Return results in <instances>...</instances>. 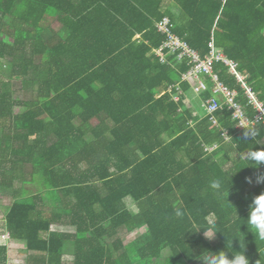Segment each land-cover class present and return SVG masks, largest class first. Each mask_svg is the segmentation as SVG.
<instances>
[{"label": "trees", "instance_id": "obj_1", "mask_svg": "<svg viewBox=\"0 0 264 264\" xmlns=\"http://www.w3.org/2000/svg\"><path fill=\"white\" fill-rule=\"evenodd\" d=\"M163 18L201 58L213 42L264 104V0H0V61L11 68L0 74V190L22 182L4 228L36 255L28 264H67V249L70 264H204L220 251L264 264V239L247 221L264 194V163L251 158L264 151V126L247 138L229 111L215 125L193 114L186 62L154 53ZM214 70L244 106L235 78ZM14 80L32 98L16 100ZM142 229L124 243L122 230Z\"/></svg>", "mask_w": 264, "mask_h": 264}, {"label": "built area", "instance_id": "obj_2", "mask_svg": "<svg viewBox=\"0 0 264 264\" xmlns=\"http://www.w3.org/2000/svg\"><path fill=\"white\" fill-rule=\"evenodd\" d=\"M155 27L157 32L165 38L160 48L154 52L159 61L162 64H169V56L175 57V60L179 62L185 61L189 69L181 76V83H188L192 94L195 96L205 92L211 94V98L201 102L204 117H208L210 122L215 125L216 113L226 110L231 113V118L236 122L237 129L240 131L255 129L259 124L264 126V104L246 83L245 77L238 71L236 62L228 59L220 50L215 49L213 42L208 45L209 53L201 58L185 41L172 32L168 18H163ZM218 63L224 65L228 70V74L235 78L236 83L243 90L246 100L244 106L237 100L238 93L235 90H230L219 79L214 70V66ZM171 89L172 87L168 91ZM175 89L178 94L183 95L178 85L175 86ZM173 99L178 101L179 96L177 95ZM248 109H250V113ZM223 136L225 140H228L225 131ZM209 150L211 151L212 148Z\"/></svg>", "mask_w": 264, "mask_h": 264}, {"label": "rangeland", "instance_id": "obj_3", "mask_svg": "<svg viewBox=\"0 0 264 264\" xmlns=\"http://www.w3.org/2000/svg\"><path fill=\"white\" fill-rule=\"evenodd\" d=\"M53 29L55 31H58L60 28V25L57 23H54L52 25ZM0 74L3 77H9L11 75V68L10 64L8 61L2 60L0 61ZM11 90L13 91L14 98L18 101H24L32 98V94L27 91L23 90L21 88V84L18 81H13L12 85L10 86ZM188 101L190 104L195 107L196 109H201V101L198 96H195L194 94L190 93L189 96L187 97ZM15 114H20L23 112L22 108H15ZM201 113V112H200ZM1 135V131H0ZM21 187H22V182L21 180H17L14 183V189L13 190H0V244L1 246H6L9 250L8 252V262L7 264H28L31 261V258L35 257V254L28 253L25 250V246L20 243V242H13L12 240L9 239L8 234L5 231L4 228V217L5 214L14 201V193L16 195L18 194L19 199L22 197V192H21ZM27 192L28 195L35 194L39 187L37 185H26L24 188ZM125 204L127 208L130 210L131 213L136 214L137 213V208L135 204L132 202L130 199L125 200ZM52 232L60 233V232H68V233H74L73 228H65V227H52ZM144 233V230H136L132 232H128L127 230H122L121 231V237L124 240L125 244H128L129 242L133 241L136 239L138 236ZM207 238L213 242L214 237L212 233H207L206 234ZM168 252H165L167 254ZM64 260L67 264L71 263L72 260V255L69 249L66 250Z\"/></svg>", "mask_w": 264, "mask_h": 264}, {"label": "clouds", "instance_id": "obj_4", "mask_svg": "<svg viewBox=\"0 0 264 264\" xmlns=\"http://www.w3.org/2000/svg\"><path fill=\"white\" fill-rule=\"evenodd\" d=\"M255 129H249L245 132L247 138H251L255 135ZM251 158L258 164L264 163V151L261 153L251 154ZM251 182L250 180L248 181ZM210 188L214 190L217 195H222V181L215 179L211 181ZM176 216H182L180 211L176 212ZM247 221L254 228V233L257 238L264 239V194L257 196L249 205H248V218ZM205 232V231H204ZM206 235V233H205ZM207 236V235H206ZM208 237V236H207ZM210 257L207 260H202L204 264H251L250 260L246 257L243 251L240 255H233L232 259H229L228 254L224 251L219 253H209Z\"/></svg>", "mask_w": 264, "mask_h": 264}, {"label": "crops", "instance_id": "obj_5", "mask_svg": "<svg viewBox=\"0 0 264 264\" xmlns=\"http://www.w3.org/2000/svg\"><path fill=\"white\" fill-rule=\"evenodd\" d=\"M244 76V75H243ZM245 77V76H244ZM245 80H246V77H245ZM191 93V92H190ZM189 93V94H190ZM189 94H187L186 96H185V99H184V103L186 104V106L187 107H189V109H191L192 111H193V114L194 115H196V116H198V117H200V118H202V117H204V115H203V112H202V110H200V109H196L195 107H193L191 104H190V102L188 101V99H187V97L189 96ZM201 112V113H200ZM1 131V130H0ZM212 221V217L211 218H209V222H211ZM52 227H62V226H58V225H54V226H52ZM63 228V227H62ZM65 228H67V227H65ZM52 229V228H51ZM52 231V230H51ZM210 233V232H209ZM11 240V239H10ZM13 241V240H12ZM13 242H16L17 243V241H13ZM24 245V244H23ZM0 246H1V244H0ZM8 252H9V250H8ZM9 257V256H8ZM72 261V260H71Z\"/></svg>", "mask_w": 264, "mask_h": 264}]
</instances>
